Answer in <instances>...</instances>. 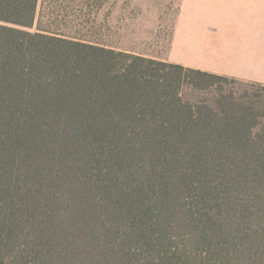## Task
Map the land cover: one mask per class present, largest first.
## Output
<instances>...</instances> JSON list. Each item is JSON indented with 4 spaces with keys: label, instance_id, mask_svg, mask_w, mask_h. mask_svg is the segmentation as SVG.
Returning <instances> with one entry per match:
<instances>
[{
    "label": "trees",
    "instance_id": "1",
    "mask_svg": "<svg viewBox=\"0 0 264 264\" xmlns=\"http://www.w3.org/2000/svg\"><path fill=\"white\" fill-rule=\"evenodd\" d=\"M107 0H0V264H264V84L117 48Z\"/></svg>",
    "mask_w": 264,
    "mask_h": 264
},
{
    "label": "crops",
    "instance_id": "2",
    "mask_svg": "<svg viewBox=\"0 0 264 264\" xmlns=\"http://www.w3.org/2000/svg\"><path fill=\"white\" fill-rule=\"evenodd\" d=\"M139 53L264 84V0H181L168 51Z\"/></svg>",
    "mask_w": 264,
    "mask_h": 264
},
{
    "label": "rangeland",
    "instance_id": "3",
    "mask_svg": "<svg viewBox=\"0 0 264 264\" xmlns=\"http://www.w3.org/2000/svg\"><path fill=\"white\" fill-rule=\"evenodd\" d=\"M181 0H107L99 19L108 24L107 41L117 48L164 55Z\"/></svg>",
    "mask_w": 264,
    "mask_h": 264
}]
</instances>
